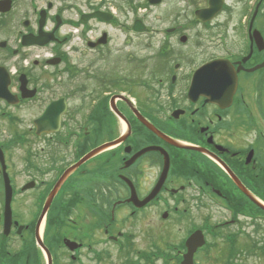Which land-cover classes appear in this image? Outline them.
Segmentation results:
<instances>
[{"label": "flooded vegetation", "instance_id": "flooded-vegetation-1", "mask_svg": "<svg viewBox=\"0 0 264 264\" xmlns=\"http://www.w3.org/2000/svg\"><path fill=\"white\" fill-rule=\"evenodd\" d=\"M40 1L28 0L16 19L19 0H0V264H182L196 233L205 243L194 264H264V0H201L187 24L128 28L130 45L157 43L140 80L105 71L107 29L124 26L117 16L93 18L108 19L105 0ZM204 10L215 13L198 20ZM125 49L115 51L121 66ZM142 59L124 56L135 66ZM213 64L236 91L190 95ZM48 75L66 77L57 89L84 83L73 96H48ZM112 107L129 126L114 140L109 121H121ZM114 180L118 201L100 191ZM144 217L152 223L138 226Z\"/></svg>", "mask_w": 264, "mask_h": 264}, {"label": "rangeland", "instance_id": "rangeland-1", "mask_svg": "<svg viewBox=\"0 0 264 264\" xmlns=\"http://www.w3.org/2000/svg\"><path fill=\"white\" fill-rule=\"evenodd\" d=\"M28 0H19V2H17V10L15 11V18L17 19L21 14H22V10L26 9V7H28L27 2ZM48 0H41L39 3V6L45 5V3ZM52 2H57V4L59 3H79L81 6H84L87 2H92L94 1L95 3H100V0H50ZM106 1V8L109 12L111 13H115V15L117 16V18L119 19L120 22H122L123 24H125L126 27H122V29H126L127 27H129L131 24L133 25L134 21L136 19L141 20L146 26L150 27V28H157V27H172V26H176L178 24H187L188 18L190 17L189 21L191 19H194L193 16V9L197 8L201 6L202 1L201 0H189L188 3L186 4L185 2H187V0H163L162 4H160L159 6H152L149 4V0H105ZM30 2V0H29ZM19 15V16H18ZM70 17V16H68ZM196 28V27H195ZM113 29V30H112ZM112 29H107L111 36H112V41H111V47L109 48L108 52H110V62H109V67L108 69L105 68V71L109 72V74L113 75V78H128L131 80L132 79H136L139 78L140 79H146V76H148V72L150 73L151 67H152V62H145V60L148 59L147 56V52H150L148 50L149 45L150 46H156L157 43H147L144 40H136L135 45H130L132 44L131 42H129L128 40V36H130L129 34H127L125 32V30H119V29H115V27H112ZM3 34H0V37H2ZM230 40H232V42L234 43V33L232 31H230ZM172 44L175 46V43L172 42ZM178 44V43H176ZM233 45V44H232ZM122 46V48L124 46H126V49L124 51H122V66L121 64H119L118 62V54L115 53L116 50L119 49V47ZM234 46V45H233ZM236 46H234L235 48ZM126 52V53H124ZM135 54L138 56V58H143L142 61L143 63H139L138 65L135 66V64H129V63H125L124 61V56L128 55V54ZM100 65H105V64H100ZM143 65V66H142ZM66 77L64 76L63 78H60L59 76L54 77L51 75H48L45 81V88L47 90L48 96H73L72 92L74 93V88H76L75 86H80L81 84L84 83V81L81 82H76L74 84L71 83V85L66 86V88L63 89H57L54 87V83L55 81H59V80H65ZM115 80H114V84H115ZM42 85V83H40ZM40 88H42L41 86H38ZM142 88V87H140ZM143 89V88H142ZM102 93V91H101ZM135 93V92H134ZM133 93V94H134ZM138 94L141 95H146L144 93V91H140V89L137 90ZM81 93H77L74 96H80ZM140 95V96H141ZM133 97H138L137 96H133ZM147 96H143V98H145ZM144 100V99H143ZM145 101H147V99H145ZM163 102H165V100H163ZM32 115L29 116L27 119H29L32 116H36L37 112H31ZM25 120V119H23ZM110 124V133L106 132V134L109 135V139H116L120 133V130H124V125L123 123L115 125L114 122L112 120L109 121ZM115 125V126H114ZM121 126V127H120ZM113 128V129H112ZM114 134H113V131ZM105 134V135H106ZM108 139V140H109ZM99 140L102 139H94L93 142L97 143ZM107 139L105 138V141ZM38 151L40 150L37 149ZM152 176V175H150ZM115 182H112L110 185L105 186V184H103L101 187V190H107L109 189L112 193V199H115V201L119 200V193L122 190V186L119 185L118 180H114ZM98 184L100 182H97ZM118 183V184H117ZM118 185V186H117ZM97 188H99V186L97 185ZM120 190V191H119ZM105 195H107V193H105ZM114 201V202H115ZM101 205H105L103 204L102 201L100 200ZM113 207V202L110 203V209ZM94 213V222H96L97 219V214L93 211ZM88 216V215H86ZM115 217H117L118 220H122V211L118 212L115 214ZM153 221V219L151 217H144L142 218V220H140V222H138V226H145L146 224H151ZM96 227V226H95ZM95 233L97 235H99L98 230L95 231ZM84 264H94L91 263L90 261L88 262V260H84L83 261ZM126 262L122 263V260L118 257V258H114L112 260L106 261L104 264H125Z\"/></svg>", "mask_w": 264, "mask_h": 264}, {"label": "water", "instance_id": "water-1", "mask_svg": "<svg viewBox=\"0 0 264 264\" xmlns=\"http://www.w3.org/2000/svg\"><path fill=\"white\" fill-rule=\"evenodd\" d=\"M162 2V0H151L150 3L153 5H158ZM214 3H216V0L213 1V6ZM4 4H9V2H5V3H1V6H5ZM206 12L208 11H201L199 12V19L201 21H207L208 19L212 18L213 14L211 13L208 17H205V14H207ZM136 28L141 29L144 28L143 24L140 22H138L136 24ZM224 66H220V65H209L206 67V69H203V72H208L210 74H212L211 76H208L204 81L201 80L202 79V73H199L197 75V80H195L192 90H191V94L193 95H201L203 93V95H207V96H219L221 93H225L226 96H231L230 93H233L236 91V80L234 82L233 79H231L228 75H222L225 71L223 70ZM230 70L232 71V67H229ZM218 72V73H217ZM222 73V74H221ZM201 78V79H200ZM1 88V87H0ZM6 85H4L1 89H5ZM204 89V90H202ZM1 92V90H0ZM29 95V94H28ZM27 95V96H28ZM60 108V107H58ZM57 108L54 107L53 109L49 110L47 113V115L45 117H43L40 121V123L43 125L47 124V120H45L47 117H49L50 112H54ZM65 110V105L62 106V111ZM61 111V112H62ZM60 112V113H61ZM60 113L57 115V119L60 120ZM138 117L140 118V120L144 121L142 119V117L138 114ZM145 122V121H144ZM149 126V125H147ZM152 129V127H150ZM104 149V148H103ZM97 153V151L93 152L90 156H93ZM153 198V195L150 197V199ZM202 246V242L199 241L197 239V237L195 236L193 239L190 240V244H189V248L190 251L188 253V255L185 256V262L183 264H193V254L194 252L197 250L198 247ZM50 257V255H49ZM49 264H51V261L49 262Z\"/></svg>", "mask_w": 264, "mask_h": 264}]
</instances>
